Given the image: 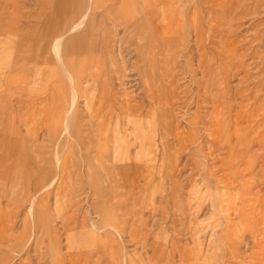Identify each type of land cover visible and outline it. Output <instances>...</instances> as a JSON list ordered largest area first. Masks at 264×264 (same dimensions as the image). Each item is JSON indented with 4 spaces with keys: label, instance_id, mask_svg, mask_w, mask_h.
Here are the masks:
<instances>
[{
    "label": "rangeland",
    "instance_id": "374dc122",
    "mask_svg": "<svg viewBox=\"0 0 264 264\" xmlns=\"http://www.w3.org/2000/svg\"><path fill=\"white\" fill-rule=\"evenodd\" d=\"M0 264H264V0H0Z\"/></svg>",
    "mask_w": 264,
    "mask_h": 264
},
{
    "label": "crops",
    "instance_id": "0c3cea01",
    "mask_svg": "<svg viewBox=\"0 0 264 264\" xmlns=\"http://www.w3.org/2000/svg\"><path fill=\"white\" fill-rule=\"evenodd\" d=\"M90 10H91V8L87 9V11L85 12L83 18L86 16V13H89V12H90ZM60 40H61V39H60Z\"/></svg>",
    "mask_w": 264,
    "mask_h": 264
}]
</instances>
